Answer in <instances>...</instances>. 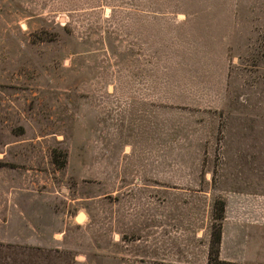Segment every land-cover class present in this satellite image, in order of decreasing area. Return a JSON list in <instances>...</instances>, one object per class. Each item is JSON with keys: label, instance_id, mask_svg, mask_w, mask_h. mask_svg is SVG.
Returning a JSON list of instances; mask_svg holds the SVG:
<instances>
[{"label": "rangeland", "instance_id": "rangeland-1", "mask_svg": "<svg viewBox=\"0 0 264 264\" xmlns=\"http://www.w3.org/2000/svg\"><path fill=\"white\" fill-rule=\"evenodd\" d=\"M234 18L230 0H0V264H208L264 64Z\"/></svg>", "mask_w": 264, "mask_h": 264}, {"label": "crops", "instance_id": "crops-1", "mask_svg": "<svg viewBox=\"0 0 264 264\" xmlns=\"http://www.w3.org/2000/svg\"><path fill=\"white\" fill-rule=\"evenodd\" d=\"M230 9L235 14L233 25L236 40L239 35L238 25L241 24L239 16L244 10L246 24L252 26L250 30L254 35V41L258 39L264 41V0H230ZM247 39L246 41L249 40ZM250 73L252 79L248 78L249 84L245 92V116L231 117L236 128V141H233V147L237 159L238 154H245L249 177L245 184L237 180L235 186L238 190L224 201L219 259L239 264H264V183L262 193L253 192L256 182L253 184L250 177L253 176L255 169L264 170V64L253 66ZM151 117L155 116L150 114L146 117V122L151 121ZM249 170L252 173H249ZM82 214L84 221L86 215ZM207 237L205 260L208 258L209 248V236Z\"/></svg>", "mask_w": 264, "mask_h": 264}, {"label": "trees", "instance_id": "trees-1", "mask_svg": "<svg viewBox=\"0 0 264 264\" xmlns=\"http://www.w3.org/2000/svg\"><path fill=\"white\" fill-rule=\"evenodd\" d=\"M218 207H216L214 212V220L218 222V225H213V232L211 235V244H210V250H209V261L208 264H234V263H228L223 262L219 259V246L221 241V222L223 220L224 216V203H218Z\"/></svg>", "mask_w": 264, "mask_h": 264}, {"label": "bare ground", "instance_id": "bare-ground-1", "mask_svg": "<svg viewBox=\"0 0 264 264\" xmlns=\"http://www.w3.org/2000/svg\"><path fill=\"white\" fill-rule=\"evenodd\" d=\"M76 219H77V221L81 219V221H79V222H82L83 219H84V216H82V217L80 218L79 215H78Z\"/></svg>", "mask_w": 264, "mask_h": 264}, {"label": "water", "instance_id": "water-1", "mask_svg": "<svg viewBox=\"0 0 264 264\" xmlns=\"http://www.w3.org/2000/svg\"><path fill=\"white\" fill-rule=\"evenodd\" d=\"M82 216H83V214L82 213H79V217L81 218ZM78 221H81V219L78 220Z\"/></svg>", "mask_w": 264, "mask_h": 264}]
</instances>
